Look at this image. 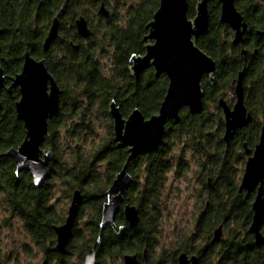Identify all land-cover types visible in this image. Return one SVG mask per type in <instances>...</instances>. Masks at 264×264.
I'll return each mask as SVG.
<instances>
[{"label": "flooded vegetation", "instance_id": "flooded-vegetation-1", "mask_svg": "<svg viewBox=\"0 0 264 264\" xmlns=\"http://www.w3.org/2000/svg\"><path fill=\"white\" fill-rule=\"evenodd\" d=\"M34 2L37 5L34 11L36 22L37 19L41 18L40 15L45 14L46 17L42 19L44 27H42L38 33L39 40L30 41L27 47L25 46V48L21 49L20 46H22L24 42L27 43L26 40L13 42V40L8 39V44H6L7 53H2L0 45V67H3L5 75H7L5 76V84L0 89V110H2L5 103L8 102L16 111L15 100L21 97L20 86L12 85L11 93L5 87H9L12 84L13 79L9 76L13 77L21 72L25 60L24 53L26 50H29L34 58L38 60L45 58L47 60L49 71L56 77L61 87L59 109L49 118V121L56 118L60 121V125L66 123V121H70L72 126L75 123H82L83 120L80 118L84 115L89 118V122L92 124L95 119H93L94 115H91L92 109H87L88 99L84 96H80V104L75 105L73 92L76 90L80 92L81 88L76 87L69 79L74 75H84L87 73H102L107 77L119 75V71L123 68V65L117 60L116 51L118 48L116 42L110 38L111 34L109 35V31L111 30L110 27L114 25L122 28H130L132 26V28L138 31L144 28L146 31L141 38L143 49L133 51L131 56L133 54L137 56L144 55L146 52L145 45L149 41H155L154 39L142 40L144 35L149 32V27L146 24L153 18L154 12L159 7L160 0L152 17L142 28H139L143 24L142 17L138 11L144 8L143 5L145 0H34ZM234 3L240 15L239 21L235 24L222 19L221 0H208L210 21L207 31L203 35L202 33L199 34L196 38H194V34H192V38L195 45L214 61L216 69L212 72V77L214 79L213 84L210 82L207 71H204L201 76L203 89L201 110L192 112L188 105H182L179 119L168 118L165 121L163 140L156 149L139 153L128 159L130 155L128 146H119L118 141L114 139V118L110 112V103L114 97L111 98L108 103L107 113H97L102 117V125L107 127V138L109 139L112 136L111 142H114L115 146L118 145L117 147L119 148H126L127 157L123 161L121 167L114 173L111 180L108 176V157H103V159L99 161L103 170L101 173L102 176L99 173V177L106 184L105 199H88L85 197L83 189L79 187L83 193V201L79 204L77 209L72 235L63 249L57 247L58 233L55 229V225L63 224L67 220L73 193L70 194L71 187L67 184L69 176L65 174V172H67L68 169L53 167V163L55 161L57 163L58 156L53 146L47 144L45 138L42 143V149L48 150L51 147L53 149V158L47 166V175L38 188L50 187L52 188L53 194L54 187L66 186L69 191L66 194L65 200L50 198L38 204L37 213L41 235L44 236V232H49L52 236L51 239L47 238L46 241L37 244L42 251L39 264H41L44 259L48 260V264H85L87 253L92 252L93 249H95L97 253L96 264H101L97 245L107 230L111 229L113 232H118L120 225H125V227L122 229L119 238H122L123 235L126 236L129 230H132L131 236L133 237L135 235L136 238V234L138 233L137 228L143 217V212L140 207L141 201H139L137 197L140 191L145 189L147 180L144 171L145 164L144 162L140 164V159L148 154L158 152L161 147L165 152L163 163H165L166 167L164 171L165 180L161 186L162 190L167 187L169 181L167 175H170L173 168L177 170L178 173L181 172V174L190 170L191 165L188 166L190 163L188 159L190 158L186 157L187 153L193 155L192 159L196 160L194 171L197 173V181L200 184L199 188L203 192L201 193L207 198H205L206 200L202 199V194L200 193L201 200H205V203L204 205L200 203L201 206L198 208L195 215L194 226L197 224L198 218L203 217L206 213V209L211 206L210 197L212 196V192L216 190H222V192H224L232 189L235 191V195L238 199L250 205L251 212L247 215V230L255 238L254 232L249 229L255 212L253 209V201L260 187L264 186V178L263 180H259L253 188L242 186V182L250 160L256 156L259 145L264 141V0H234ZM196 4L197 0L195 2V13ZM190 6L191 0H189V8ZM188 16L194 18L195 14L190 16L188 10ZM56 17L59 20V35L51 41L49 47L46 49L44 42ZM80 18L86 20L87 26L91 30L89 36L79 33L77 21ZM0 26L2 28L0 36L6 33L11 36V29L8 26H3L1 24ZM18 44L20 46H17ZM91 46H94V48L96 47L95 49L97 52L96 54H92L91 57L86 56L82 59L80 57H75L73 54V51H82ZM102 51L105 60H99L98 58V53ZM131 56L129 57L128 69L130 76L136 83H140L146 71L152 69L154 77L149 81L151 82L149 88H152L153 91L157 92L159 95L162 94L163 97L159 105L160 108L169 87L170 78L168 74L166 72L157 74L155 67L149 64L143 68L136 79L132 74L133 70L130 68V65L133 63ZM160 77L165 78V83L156 81V78ZM157 82L159 84H157ZM153 91H150L146 99L149 104H154L156 99V94ZM114 100L125 117H128L134 108H139L143 112L145 118L151 117L159 110L158 108L151 114H147L140 105H135L129 112L124 113L121 103L118 102L116 98H114ZM75 108L78 110L76 117L80 119L77 122H75V115L69 118L64 112V109L75 111ZM183 115H186L188 119L192 115L198 116V119L201 120V124L206 128L204 132L206 135L203 136V129H200V132L197 131L195 135L189 131L185 132L187 134L189 132V135L183 136V148L179 149V147L173 144L175 138L173 139L172 131L175 128V124L182 119ZM18 120L23 122L20 118H18ZM229 120H233L235 125H232L229 128V132H227ZM184 123L189 124V120H185ZM204 123H208L209 125H204ZM203 126L201 127L203 128ZM109 128H112V135ZM68 140L71 143L73 137H69ZM107 140L102 143L106 144L108 142ZM108 146L111 147L112 144H108ZM77 147H79V142L74 144V148ZM125 164H127V170L132 177V181L124 194L120 208L115 214L114 224L116 229L114 230L112 224H108L106 227L102 228L100 241H97L90 250L85 251L83 258H81V240L91 236L93 229L91 228L90 222L98 218V232L100 234L104 201L106 202L108 200L106 191L112 185L117 176L116 174L121 171ZM174 165L176 166L174 167ZM184 178L186 179L187 176H184ZM86 179V176L82 177V180ZM188 181L190 182V179H188ZM75 189L77 188L74 187L72 191L74 192ZM4 203V208L7 213L4 214L3 221L7 222L11 221V219L19 218L24 225V214L22 215V211L25 213L26 209H13L9 201H4ZM131 205L138 208L141 217L140 222L136 225H132L126 216V207ZM235 222L236 219L232 217L229 223L237 227ZM222 223L224 235L227 224L225 222ZM238 229L241 233L246 232L242 227H238ZM260 229L264 232V223L261 225ZM210 239V241H212L211 243L215 242V240H213V232L211 233ZM200 240L201 239L198 238L195 244L200 243ZM182 251H186L189 257L194 254L198 255V264H202L201 252L190 247L179 249L177 252V259L173 264H179L178 256ZM126 253L137 254V264H151L147 249H145L142 257L138 252L123 251L118 259L120 262L118 264H125L124 255ZM7 259L8 258L5 260ZM106 264L113 263L110 262Z\"/></svg>", "mask_w": 264, "mask_h": 264}, {"label": "trees", "instance_id": "trees-1", "mask_svg": "<svg viewBox=\"0 0 264 264\" xmlns=\"http://www.w3.org/2000/svg\"><path fill=\"white\" fill-rule=\"evenodd\" d=\"M30 1L0 0V24L11 29V36L7 35V33L0 36L2 53H7L6 44H8V39L13 40V42L26 40L27 43L24 42L22 46L17 45L21 49L25 48V46L27 47L30 41L39 40L38 33L44 27L42 19L46 17L45 14H42L40 15L41 18L37 19L36 22L34 11L37 5L34 0ZM195 2L196 0H191L190 16L195 14ZM158 3L159 0H145L144 8L138 11L142 17L143 24L139 28H142L152 17L154 10L158 7ZM110 28V38L116 42L118 48L116 51L117 60L123 65V68L119 71V75L114 77H107L102 73L72 76L69 80L76 87L81 88L80 92L77 90L73 92L74 103L75 105L80 104L79 98L84 96L88 99L87 109H92L91 115L97 113L105 114L107 113L110 99L114 97L121 103L124 113L129 112L133 106L140 105L147 114H151L159 108L163 97L162 94L159 95L152 88H149L151 86L149 81L154 77L152 69L146 71L140 83L135 82L130 76L128 69L129 57L132 52L143 49L141 38L146 30L143 28L138 31L132 26L130 28H122L116 25ZM95 48L91 46L82 51H73V54L75 57L84 59L86 56L91 57L92 54H96ZM156 81L165 83L166 80L160 77L156 78ZM158 82L157 84H159ZM151 90L156 94L154 104H149L146 100ZM64 112L69 118L75 115V122L80 119L83 120L82 123H75L68 129L71 135L78 137L83 132L91 129L92 124L89 122L88 117L84 115L80 119L76 117L78 114L77 108H75V111L64 109ZM185 120H189V124L184 123ZM59 122L56 118L49 121V133L46 136L47 144L53 146L57 156L62 153L60 140L58 139ZM205 124L209 125L208 123ZM201 126L203 125L198 116L192 115L188 119L186 115H183L172 131L173 139L175 138L174 146L178 142L177 147L182 149V138L189 135V132L195 135L197 131L200 132V129H203V136H205L206 128ZM109 130L112 135V128H109ZM187 131H189L188 134L185 133ZM25 133L26 129L23 122L18 120L15 109L6 102L4 108L0 110V192L3 193L2 198L4 201H9L11 208L26 209L25 213L22 211L25 230L31 239L39 244L52 237L49 232H44V236L41 235L37 213L38 204L43 200L52 198V188H38L35 186L33 178L27 170L17 172L18 177L15 172L16 164L14 159L1 153L12 146L17 147L24 139ZM107 139L106 137L105 140ZM107 141L106 144H103L102 141L88 153H82L81 142H79V147L72 149V154L69 155L68 160L64 164L56 163V161L53 163V167L68 169L65 174L69 176L67 184L71 187L70 194L73 193L72 189L74 187H81L85 192V197L88 199L103 200L106 198V184L101 180L97 172L99 167L97 161H100L103 157H108V176L111 180L127 157L126 148L115 146L114 142H111L112 136ZM108 144H112V146L110 147ZM161 148L158 152L148 154L140 159V164L143 162L145 164L144 171L147 180L145 189L140 191L137 197L141 201L140 207L143 217L137 228L136 238L135 235L131 236L132 230H129L126 236L123 235L122 238H119L113 230H107L97 245L101 264L118 261L123 251L138 252L142 257L145 249H147L151 264H173L177 259L178 250L189 247L201 252L202 264H264V244L257 245L254 242V237L247 230V215L251 212L250 205L238 199L232 189L224 192L222 190L212 192L210 197L211 206L206 209L203 217L198 218L197 224L188 234L178 233V236H180L172 252L168 253L165 250H161L155 254L154 247L157 245L161 230L159 226L161 213L157 203L162 193L161 186L165 180L164 171L166 169L165 163H163L165 152ZM83 176H86L87 179L82 180ZM149 207H152L153 211L158 209V212L156 210L151 213L148 210ZM232 217L236 219L237 227L229 223ZM222 222L227 224L223 237L211 243V233ZM90 225L93 232L90 237H85L81 240V258H83L85 251L90 250L98 240L99 218L90 222ZM238 227H242L246 232L241 233ZM198 238L201 239L200 243L195 244ZM25 250L30 251L28 247Z\"/></svg>", "mask_w": 264, "mask_h": 264}, {"label": "water", "instance_id": "water-1", "mask_svg": "<svg viewBox=\"0 0 264 264\" xmlns=\"http://www.w3.org/2000/svg\"><path fill=\"white\" fill-rule=\"evenodd\" d=\"M221 1L222 19L233 24L238 22L240 15L234 0ZM188 10L189 0H160L153 18L146 24L149 32L142 39L155 41H149L145 45L144 55L131 56L133 63L130 68L136 79L143 68L149 64L155 67L157 74L166 72L170 78L167 93L158 112L145 118L139 108H134L129 116L125 117L114 98L111 100L110 112L114 118V139L118 141L119 146H128L130 151L128 159L139 153L156 149L163 140L165 121L168 118L179 119L182 105H188L192 112L201 110L203 93L201 76L204 71H207L210 82L213 84L212 72L216 69L214 61L195 45L192 38V34L196 38L207 31L210 21L208 0H197L194 18L188 16ZM77 26L79 33L85 36L90 35L91 30L84 18L78 19ZM1 30L0 26V32ZM58 35L59 20L56 17L44 42L46 49ZM24 54L25 60L21 72L13 77L9 76L13 81L9 87L5 88L11 93L12 85L20 86L21 97L15 100L16 111L17 117L24 122L26 133L17 147L12 146L1 153L13 157L16 173L23 169L30 171L35 186L39 187L47 175V166L53 158V149L51 147L48 150L42 149V143L49 133V118L59 109L61 87L56 77L49 71L45 58L38 60L30 54L29 50H26ZM5 76L7 75L3 67H0V89L5 84ZM233 120L228 121L227 132L232 125H235ZM116 175L112 185L106 191L108 200L104 201L98 242L102 228L112 224L114 230L116 229L115 214L132 181L127 164ZM263 178L264 141L259 145L256 156L249 162L242 186L253 188ZM82 201L83 193L77 188L73 192L67 220L63 224L55 225L58 233L57 247L60 249L65 247L72 235L77 209ZM253 209L255 212L249 229L255 234L254 242L261 245L264 244V232L260 229L264 223V186L260 187L253 201ZM126 216L132 225L138 224L141 219L139 210L134 205L126 207ZM124 227L125 225H120L119 231H115L118 237ZM222 235L223 223L214 228L213 240H220ZM96 254L95 249L87 253L85 264H96ZM178 259L179 264H198L199 257L196 254L189 257L186 251H182ZM137 262V254L124 255L125 264H137ZM41 264H48V260L44 259Z\"/></svg>", "mask_w": 264, "mask_h": 264}, {"label": "rangeland", "instance_id": "rangeland-1", "mask_svg": "<svg viewBox=\"0 0 264 264\" xmlns=\"http://www.w3.org/2000/svg\"><path fill=\"white\" fill-rule=\"evenodd\" d=\"M99 60H105L103 51L98 53ZM95 119L92 122L91 129L82 133L81 136L71 135L68 129L71 128L70 121L61 124L58 130V139L60 140V147L62 153L58 155L57 162L64 164L68 160L69 155L72 154V149L76 142H81L82 153L92 151L97 145L107 137V127L102 125V117L100 114L93 116ZM69 137H73L70 143ZM176 147L178 142H176ZM179 150V149H178ZM193 155L187 153L186 157L190 158L188 166L191 165L190 170L181 174L174 168L168 174V185L162 190L158 205L160 208V234L157 245H155V254L158 251L165 250V252H172L179 239L178 233L188 234L194 228L195 215L201 204L205 203L206 196L200 190V184L197 181V173L194 171L195 159ZM98 163V173L102 176V167ZM185 165V164H184ZM176 165H174L175 167ZM186 166V165H185ZM187 167V166H186ZM180 168V167H179ZM183 168V167H181ZM101 169V170H100ZM182 170V169H181ZM184 176H187L185 179ZM190 179V182L188 181ZM171 182V183H170ZM170 183V184H169ZM202 192V193H201ZM68 193V187L59 186L54 187L52 198L57 200H65ZM202 199L201 200V195ZM3 193L0 192V264H39L41 261L42 251L35 243L30 235L26 233L24 225L19 218L11 219V221L4 222V214L7 213L4 208ZM202 201V202H201ZM201 203V204H200ZM158 209L155 211L158 212ZM154 213L152 207L148 209ZM30 249L26 251L25 248ZM8 258L7 260H5ZM113 264L120 263L119 261L112 262Z\"/></svg>", "mask_w": 264, "mask_h": 264}]
</instances>
